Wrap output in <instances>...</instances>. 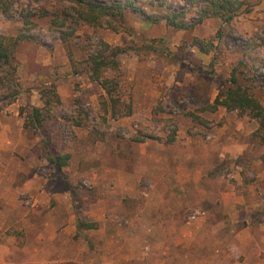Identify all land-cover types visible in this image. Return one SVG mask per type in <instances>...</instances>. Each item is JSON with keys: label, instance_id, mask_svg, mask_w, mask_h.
Here are the masks:
<instances>
[{"label": "rangeland", "instance_id": "obj_1", "mask_svg": "<svg viewBox=\"0 0 264 264\" xmlns=\"http://www.w3.org/2000/svg\"><path fill=\"white\" fill-rule=\"evenodd\" d=\"M135 1L151 18L164 14L169 8H187L188 18L193 19V13L206 3V0ZM236 7V16L229 23L210 15L196 27L186 30L169 26L164 20L147 19L130 10L128 25L134 27L136 37L80 24L68 43L63 42L57 29L51 26L50 17L39 15L37 5L31 0H18L7 14L0 11L1 35L33 37L31 40L23 38L14 47L12 65L21 88L17 99L8 103L10 91L0 88V118H10L18 111V118L22 121L17 125L15 119H9L13 126L9 138L17 145L14 151L3 155L8 158L5 160L10 164L9 169H16L22 163L31 170L27 178L29 189L20 194V205L3 207L0 201V211L12 219L26 215L22 220H31L29 224L21 220L9 228L10 233H15L16 240L30 243L32 236L25 228L42 229L45 214H51L52 223L58 227L63 215L66 226L71 224L70 218L76 219V223L79 218L94 222L95 217L105 216L104 213L108 212L116 228L113 259L107 253L106 238L100 237L99 230H92L102 228L103 221L96 222V228H83L80 232H88V237L80 233L78 238L75 237L76 243L71 237L64 238L69 249L66 256H61V252L53 247L46 255L52 260H67L66 264H162L159 259L166 254L160 253L170 250L171 246L168 238L153 235L159 230L156 220L162 208L157 203L158 189L151 185L159 181V177L156 174L141 177L135 174L134 170L142 159L140 143L131 140L133 133H149L150 137L144 142L151 140L163 144L190 136V145L196 153L201 148L214 150L221 146L229 149L239 146L235 154L209 153L205 157L209 168L202 174L203 181L195 183L191 179L183 183L182 188L180 186L182 217H179V229L195 231L205 228L225 232L245 227L258 230L261 224L264 226V145L254 137L258 121L224 107L217 111L204 109L219 92V77L229 76L241 61L248 64L241 66L246 76L257 75L264 84V0H236ZM26 15L32 23H25ZM196 37L213 44L212 51L202 52L194 44ZM101 40L127 48L119 60L125 89L133 103L130 116L114 119L108 115L103 123H100L104 114L102 102L107 98L104 90L87 74L77 75L73 71V62L81 67L87 52L98 46ZM51 82H55L62 104L51 108L48 113L51 117L46 121L44 131L50 135L58 153L71 155L69 164L61 172L42 156L44 147L39 146L42 137L34 128L24 126L29 113L26 106L43 107L42 90ZM257 96L264 104V88L257 91ZM23 108L25 113L21 114ZM77 108L90 114L95 123L90 130L73 125L72 116ZM190 114L201 116L206 123L194 121ZM20 126H23L22 131L18 129ZM24 141L29 142V149H23ZM194 162L191 159L189 164ZM216 170L222 171L212 176ZM192 172L195 177L196 173ZM7 176L9 182H13L12 190L26 180L23 179L26 174L22 172L8 173ZM196 185L205 189V199L207 202L209 198L213 199V204H207L194 191ZM133 186L136 188L130 189ZM222 192L227 198L242 195L247 203L237 209L232 204V210L228 206L227 216L236 211L239 220H227L220 226L214 218L225 214L223 207L215 204L217 198L223 196ZM209 211L213 214L212 219L207 217L205 221ZM82 239L91 243L90 253L86 246L84 253V249L78 247ZM162 240L166 243H160ZM203 241L207 250L201 255L208 256L209 247L215 248L216 243L211 235L203 236ZM182 246L184 244L174 247V251L185 255L186 250L180 249ZM229 251L230 256L229 253L226 256L231 261L224 264H237L231 257L239 260V264H255L253 253L249 258V253L236 252L233 246ZM15 255L20 261L26 257L21 251ZM180 264L185 262L180 261Z\"/></svg>", "mask_w": 264, "mask_h": 264}, {"label": "trees", "instance_id": "obj_2", "mask_svg": "<svg viewBox=\"0 0 264 264\" xmlns=\"http://www.w3.org/2000/svg\"><path fill=\"white\" fill-rule=\"evenodd\" d=\"M37 5L39 15L50 17L51 26L55 27L60 34L63 42L68 43L70 37L74 36L80 24H86L94 28L104 27L116 33H124L136 37L134 27L128 25V12L141 13L147 19L153 21L164 20L167 25L176 29H192L201 23L206 17L217 16L224 22H231L236 16V0H206L205 7H201L193 13V19L187 16L188 9L177 10L169 8L162 15L151 18L148 13L139 6L135 0H31ZM18 0H0V11L9 13L16 5ZM38 14V13H37ZM35 14H30V16ZM26 24L32 23L29 15L25 16ZM23 38L33 39L30 35H19L16 38L0 34V88H7L10 91L8 103H13L21 92L20 84L15 76V67L12 65L14 47ZM194 44L204 53H210L213 44L206 43L204 39L195 38ZM151 50H155L153 47ZM127 52V48L120 45H111L101 40L98 46L87 52L82 59V66L79 67L73 62L75 74H87L91 81L96 82L105 92L107 98L102 102L101 122H106L108 115L118 119L123 116H130L133 113V103L130 94L125 89L123 75L120 68L119 57ZM71 56V54H70ZM73 61V60H72ZM248 64L241 61L227 77H219L220 89L214 101L206 106L205 110L217 111L220 107L228 111H238L240 115H247L249 118L257 120L259 127L254 132V137L264 145V104L257 96V91L264 88V84L259 81L258 76H246L241 66ZM44 106H26L29 113L24 122L25 128L32 127L35 132L42 137L40 145H43L42 156L50 164L55 166L58 172L69 164L71 155L61 154L55 149L52 139L44 131L46 121L51 117V108L62 104V99L56 89L55 82H51L42 90ZM25 113V108L20 110ZM194 121L206 123L201 116L190 114ZM73 125L90 130L95 123L90 114L82 108L75 110L72 116ZM150 137L149 133H133L131 140L144 142ZM173 139V138H172ZM171 141V139H170ZM41 155V154H40ZM222 170H216L213 175L219 174ZM245 176V171H242ZM78 230L83 228H96V222H86L83 219L77 221ZM78 237V234L76 235Z\"/></svg>", "mask_w": 264, "mask_h": 264}, {"label": "crops", "instance_id": "obj_3", "mask_svg": "<svg viewBox=\"0 0 264 264\" xmlns=\"http://www.w3.org/2000/svg\"><path fill=\"white\" fill-rule=\"evenodd\" d=\"M18 111L14 112L10 118H0V180H2L0 186V201L3 207H13L20 205V194L29 189V180L28 174L31 172L30 168L27 165H22L19 163V166H16V169H9V163L5 160L6 158L3 153L14 151L16 148L17 143L9 138L12 134L11 121L9 119H15L17 125L19 123L22 124V121L18 118ZM18 129L21 131L23 130V126H20ZM184 138H178L172 142H166L168 144H163L160 142H155L148 140L146 142H142L139 144V153L140 158L142 159V163H139L134 170L135 174H138L139 177L147 175H158L159 181L157 180L155 183L151 185L154 189H158V198L157 203L160 208H162V212L160 215H157L156 220L157 229L151 233L153 235L161 237H166L169 239V246L171 249L163 251L160 254H166L162 258H160V262L162 264H180V261L185 262V264H224L226 261L229 260L226 256L230 251L229 247L233 246L236 252H240L242 254L249 253V258H251V253L254 254L255 264H264V226L261 224L258 230H252L250 227H245L241 230L236 229H229L228 231L225 230H210V229H197L195 231H186L185 229L178 228V222L180 221V208L179 204V189L183 187V183L186 181L191 180L195 183H200L203 181V172L209 168L208 161L205 157L209 156V153L214 151H218L222 156L226 155L228 152L235 154L238 148H225L226 146H221L215 148L214 150L208 149H200L198 152L192 149L191 147V140L190 136H183ZM25 147L23 149H29V142L24 141ZM237 147V145H235ZM206 148V147H205ZM177 150V154L175 153ZM203 151V152H202ZM194 159L195 162L189 164V161ZM145 166V167H144ZM196 173V176H192L193 173L192 168ZM206 169V170H205ZM205 170V171H204ZM15 172H22L26 174L23 179L26 180L19 183L16 188L12 190L13 182H9V177L7 176L8 173H15ZM4 173L6 174L4 178ZM187 176V177H186ZM186 177V178H183ZM11 180V179H10ZM11 184V186H10ZM136 186L131 187L130 189H135ZM195 189V190H194ZM194 191L198 193L199 196L205 199L204 194L205 189L201 188V186H195ZM222 197L217 198L215 204H220V207H223V211L225 214L218 215V217L214 218V220H218L220 226L223 222L230 220V221H238L239 216L238 212H230L227 216L226 209L228 206L233 209L232 204L234 205V209H237L239 205H244L247 203V200L242 196H234L227 198L226 193L222 192ZM207 199V198H206ZM205 199V200H206ZM207 202V200H206ZM208 202L213 204L214 200L208 199ZM207 202V204H208ZM186 203H183V206ZM225 207V208H224ZM34 212L42 214L39 210L32 209ZM20 215V214H19ZM105 216H99L94 218V222L102 223V228L100 229H92L94 231H98L101 238H106L107 244V253H110L111 259H113V242H114V235H115V226H114V219L112 216L107 212L104 213ZM212 213L209 211L207 212V216L204 218L212 219ZM26 216V215H24ZM18 216L17 218L12 216L6 215L5 212L0 211V264H66L67 260H52L49 254L51 247L56 249L57 251L61 252V256H66L65 254L68 253V245L67 241L64 238L71 237L72 242L76 243L75 237L77 234L81 236H87L88 232H80L77 228L76 219L70 218L71 224H66V219L63 215V220L61 224L56 227L52 223V215L45 214L43 215V227L42 229H28L25 228V231L28 233L30 231L32 240L30 243H20L18 240L15 239V233L12 234L9 232V228L11 226H15L16 223H20L22 218ZM60 217V216H59ZM61 218V217H60ZM26 223H30L31 220L24 219ZM10 222L12 225H10ZM74 223V224H73ZM259 227V226H258ZM220 228V227H219ZM180 231V232H179ZM211 235L214 242L216 243V249L214 247H209L207 254L201 255L205 253V241L202 242L203 236ZM88 237V236H87ZM78 238V237H77ZM83 238V237H82ZM83 240V239H82ZM166 240V239H165ZM160 241V243H166V241ZM85 241V242H84ZM180 244H184L182 251H185V255L183 252L174 251V247H179ZM91 243H88L86 239L81 242H78V247H82L84 251L88 253L91 252L89 246ZM93 245V244H92ZM161 245V244H160ZM217 245L219 247H217ZM85 246L87 249H85ZM197 248V251H194ZM110 249V251H108ZM179 250V249H178ZM214 250V252H212ZM26 253V257L23 260H19V257L15 254L19 252ZM231 253V252H230ZM230 253L228 254L230 256ZM168 254V255H167ZM196 254V255H195ZM13 258V259H12ZM234 258V257H233ZM234 263L239 264V260H233ZM248 260H245L247 262ZM77 264H84V263H77ZM93 264V263H90ZM241 264V263H240ZM254 264V262H253Z\"/></svg>", "mask_w": 264, "mask_h": 264}, {"label": "built area", "instance_id": "obj_4", "mask_svg": "<svg viewBox=\"0 0 264 264\" xmlns=\"http://www.w3.org/2000/svg\"><path fill=\"white\" fill-rule=\"evenodd\" d=\"M194 217V216H193Z\"/></svg>", "mask_w": 264, "mask_h": 264}]
</instances>
